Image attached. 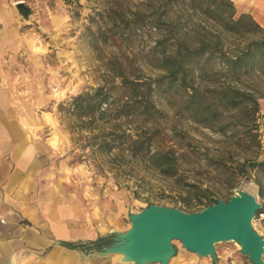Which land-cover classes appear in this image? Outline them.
<instances>
[{
    "label": "rangeland",
    "instance_id": "1",
    "mask_svg": "<svg viewBox=\"0 0 264 264\" xmlns=\"http://www.w3.org/2000/svg\"><path fill=\"white\" fill-rule=\"evenodd\" d=\"M22 1L30 8L26 19L16 8ZM162 2L0 0V134L32 136L33 154L27 165L34 172L35 194L47 204L54 203L50 199L55 196L67 209L80 213L83 236L96 239L110 228H129V214L148 204L183 208V199L202 193L227 200L237 189H244L264 205L253 179L238 177L235 188H226V178L236 173L237 161L264 155L261 78L248 80L260 93L259 113L249 112L251 120H239L236 110L223 111L213 104L216 110L211 112L218 121L212 128L194 122L188 111L181 110L179 93L157 91L159 127L164 133L180 134L154 146L187 153L178 159L174 174L131 161L121 152L100 155L82 149L78 124L58 110L60 103L101 84L120 65L131 64L149 77L161 73L146 59L160 35L151 28L150 14L154 9L163 13ZM256 132L260 146L250 142ZM8 144L0 143L3 149ZM11 164L16 161L12 159ZM259 217L254 227L264 236ZM174 245L188 264H252L232 241L216 244V262L186 250L178 240Z\"/></svg>",
    "mask_w": 264,
    "mask_h": 264
},
{
    "label": "trees",
    "instance_id": "2",
    "mask_svg": "<svg viewBox=\"0 0 264 264\" xmlns=\"http://www.w3.org/2000/svg\"><path fill=\"white\" fill-rule=\"evenodd\" d=\"M162 6L163 13L154 9L150 14L151 28L160 35L146 59L161 73L149 77L131 64L120 65L101 84L60 103L58 110L78 124L82 149L100 155L121 152L131 161L147 162L161 172L174 174L171 171L178 159L187 153L154 146L167 136L172 139L180 134L164 133L159 127L155 94L159 90L179 93L181 110L205 127L212 128L218 121L211 112L216 110L213 104L223 111L236 110L239 120H251L247 114L259 113L260 93L248 80H264V27L248 12L237 14L233 0H163ZM257 134L251 135L250 142L260 146ZM185 136L183 133V139ZM235 169L236 173L226 178V188H235L238 177L253 179L264 198V155L260 159L245 157L237 161ZM216 200L202 193L183 199L180 209L199 211ZM260 213H264L263 204L256 218ZM108 242L98 238L61 244L87 252Z\"/></svg>",
    "mask_w": 264,
    "mask_h": 264
},
{
    "label": "crops",
    "instance_id": "3",
    "mask_svg": "<svg viewBox=\"0 0 264 264\" xmlns=\"http://www.w3.org/2000/svg\"><path fill=\"white\" fill-rule=\"evenodd\" d=\"M233 2L239 13L252 14L264 27V0ZM19 137L0 134V143H9L8 149L0 145V218L6 220L0 226V264H131L121 263L119 255L99 258L61 244L97 238L82 235L80 213L75 209H67L55 196L51 204L37 197L34 172L27 165L33 154V139L24 134ZM12 159L16 164H11ZM172 264H188L187 257L177 252Z\"/></svg>",
    "mask_w": 264,
    "mask_h": 264
},
{
    "label": "water",
    "instance_id": "4",
    "mask_svg": "<svg viewBox=\"0 0 264 264\" xmlns=\"http://www.w3.org/2000/svg\"><path fill=\"white\" fill-rule=\"evenodd\" d=\"M16 8L28 17L30 8L23 1ZM261 207L257 197L244 189L193 212L151 203L129 214L126 230L110 228L100 234L97 239L109 242L87 253L99 258L119 255L121 263L169 264L178 240L186 250L216 262V244L232 241L252 264H264V236L252 224Z\"/></svg>",
    "mask_w": 264,
    "mask_h": 264
},
{
    "label": "built area",
    "instance_id": "5",
    "mask_svg": "<svg viewBox=\"0 0 264 264\" xmlns=\"http://www.w3.org/2000/svg\"><path fill=\"white\" fill-rule=\"evenodd\" d=\"M259 218L258 219H262L263 220V223H264V213H260L259 214ZM255 219H257L256 217H255ZM255 219L253 220V222H252V224H253V227H254V222H255ZM4 223H6V220L4 219V218H0V226L2 225V224H4ZM255 228V227H254Z\"/></svg>",
    "mask_w": 264,
    "mask_h": 264
}]
</instances>
